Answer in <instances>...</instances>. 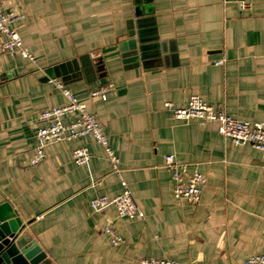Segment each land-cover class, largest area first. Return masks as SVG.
<instances>
[{
    "label": "crops",
    "instance_id": "0c3cea01",
    "mask_svg": "<svg viewBox=\"0 0 264 264\" xmlns=\"http://www.w3.org/2000/svg\"><path fill=\"white\" fill-rule=\"evenodd\" d=\"M4 9L21 14L12 27L35 61L3 51L0 34V203L13 206L50 263L245 264L264 253L263 154L165 106L197 94L264 122V0H4ZM50 78L98 117L144 218L92 209L96 196L124 188L91 135L50 143L46 159L31 163L40 112L68 101ZM110 84L106 98L91 96ZM81 146L87 165L73 159ZM168 154L205 175L197 204L175 200ZM107 225L126 243L113 245Z\"/></svg>",
    "mask_w": 264,
    "mask_h": 264
},
{
    "label": "built area",
    "instance_id": "2783aa9c",
    "mask_svg": "<svg viewBox=\"0 0 264 264\" xmlns=\"http://www.w3.org/2000/svg\"><path fill=\"white\" fill-rule=\"evenodd\" d=\"M240 10H248L251 3L248 1L239 2ZM21 17L16 11H6L4 0H0V34L4 37L2 50L11 54H19L24 58L35 61V56L23 43L20 34L12 27V23ZM219 60L216 64H223ZM56 87L61 89L68 101L65 104L54 106L43 110L39 114L40 125L36 130L37 146L36 154L32 158V164H38L46 159V147L53 142L71 141L79 137L91 135L106 150L110 159L113 171L121 179L124 190L115 196L100 195L91 200V207L95 211H102L110 205L116 207L122 217L144 218L145 213L135 200L128 182L122 176L119 167L120 159L109 144L108 136L105 134L98 117L87 110V103L77 98L64 82L60 79L50 78ZM113 84L101 90L92 92L91 96L101 95L106 98L107 93L113 89ZM166 108L179 120H197L204 124L215 122L219 132L235 145L251 144L257 148L264 156V122L242 120L233 117L224 110L214 108L200 95L194 94L184 106H177L173 102H166ZM76 114V118L70 122H64L67 115ZM73 159L78 165H87L91 159V152L87 146L77 147L73 150ZM165 167L172 173L173 196L177 201H187L197 204L202 197L205 175L195 170L188 172V164L180 162L173 154L166 155ZM104 232L110 236L113 245H122L126 239L111 225L104 228ZM139 264H179L170 258H142ZM245 264H264V253L251 254Z\"/></svg>",
    "mask_w": 264,
    "mask_h": 264
},
{
    "label": "water",
    "instance_id": "95a60500",
    "mask_svg": "<svg viewBox=\"0 0 264 264\" xmlns=\"http://www.w3.org/2000/svg\"><path fill=\"white\" fill-rule=\"evenodd\" d=\"M0 264H54L8 201L0 203Z\"/></svg>",
    "mask_w": 264,
    "mask_h": 264
}]
</instances>
